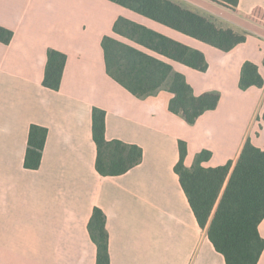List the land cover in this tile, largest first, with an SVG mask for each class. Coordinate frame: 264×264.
<instances>
[{
  "label": "crops",
  "instance_id": "1",
  "mask_svg": "<svg viewBox=\"0 0 264 264\" xmlns=\"http://www.w3.org/2000/svg\"><path fill=\"white\" fill-rule=\"evenodd\" d=\"M178 5L219 29L246 33L220 51L107 0H0V264H95L87 224L105 215L110 264H225L201 229L173 168L178 141L185 167L205 150V168L234 166L247 139L264 151V26L246 19L264 0H239L236 11L213 0ZM125 18L201 52L205 72L156 55L113 32ZM109 36L142 50L185 77L194 95L219 94L214 110L193 125L168 110L164 89L137 98L106 73L101 40ZM66 56L59 89L43 87L47 52ZM258 68L263 86L240 90L241 66ZM105 112V139L137 145L139 165L102 177L95 169L91 110ZM47 130L37 170L23 166L28 129ZM264 240V219L258 226ZM257 264H264V250Z\"/></svg>",
  "mask_w": 264,
  "mask_h": 264
},
{
  "label": "trees",
  "instance_id": "2",
  "mask_svg": "<svg viewBox=\"0 0 264 264\" xmlns=\"http://www.w3.org/2000/svg\"><path fill=\"white\" fill-rule=\"evenodd\" d=\"M156 23L180 32L223 52H229L245 41L246 33L219 29L209 19L184 8L172 0H107ZM236 11L239 0H213ZM247 20L264 26V10L254 7ZM113 32L165 59L181 63L193 70L205 72L204 55L186 45L154 32L142 25L119 17ZM13 33L0 27V42L8 44ZM107 75L137 98L155 95L159 90L172 94L168 103L170 113L193 125L207 111L214 110L219 94L206 92L194 95L185 77L173 71L171 65L142 50L109 36L101 40ZM66 56L55 50L47 52L42 80L43 87L57 91L60 86ZM263 79L251 62L241 66L238 87L261 88ZM264 123V112L262 114ZM91 133L96 146L95 169L102 177H115L141 163L142 150L119 140L105 139V112L91 110ZM47 130L30 125L23 166L37 170L41 163ZM179 159L173 171L201 229L220 253L225 264H257L264 250V240L258 226L264 219V151L247 139L234 166L205 168L211 153L199 152L191 167L184 165L186 143L178 141ZM89 237L96 248L95 264H110L106 219L101 209L94 207L87 224Z\"/></svg>",
  "mask_w": 264,
  "mask_h": 264
},
{
  "label": "rangeland",
  "instance_id": "3",
  "mask_svg": "<svg viewBox=\"0 0 264 264\" xmlns=\"http://www.w3.org/2000/svg\"><path fill=\"white\" fill-rule=\"evenodd\" d=\"M172 1L175 2V3H176L177 1H182V2H183V0H172ZM137 49H138V48H137Z\"/></svg>",
  "mask_w": 264,
  "mask_h": 264
},
{
  "label": "built area",
  "instance_id": "4",
  "mask_svg": "<svg viewBox=\"0 0 264 264\" xmlns=\"http://www.w3.org/2000/svg\"><path fill=\"white\" fill-rule=\"evenodd\" d=\"M261 119H262V117H261Z\"/></svg>",
  "mask_w": 264,
  "mask_h": 264
}]
</instances>
